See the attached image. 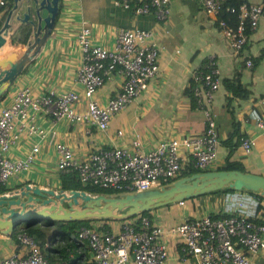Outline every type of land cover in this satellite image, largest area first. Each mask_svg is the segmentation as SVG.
Returning <instances> with one entry per match:
<instances>
[{"label": "built area", "instance_id": "1", "mask_svg": "<svg viewBox=\"0 0 264 264\" xmlns=\"http://www.w3.org/2000/svg\"><path fill=\"white\" fill-rule=\"evenodd\" d=\"M116 7L132 10L136 16L153 15L160 22L171 18L172 0H112ZM0 0V20L11 7ZM210 16L221 15L225 0H200ZM232 20L220 19L222 35L228 40L235 57L240 58L252 30L256 29L264 7L250 0H241L229 6ZM75 41L81 48L82 65L71 85L63 90H46L35 93L31 86L19 85L8 105L0 106V194L12 179L30 167L40 152L35 143L30 153L15 157L13 148L25 122L36 115L50 116L54 122L67 119L82 123L88 134H108L113 119L135 102L160 76V47L154 30L141 28L119 29L115 43L97 44L92 29L84 27ZM252 67L253 61L246 60ZM219 61L210 56L206 66L192 73L191 92L198 108L205 114V129L196 135L165 138L154 147L144 148L136 137L128 147L121 145L95 146L87 154L77 155L73 148L59 142L57 169L60 172L76 171L84 187L112 191L113 194L141 192L167 185L192 167L198 172L217 170L221 137L217 116L213 112L216 92L221 86ZM114 75L122 78L117 94L103 103L96 93ZM264 131V118L258 119ZM30 133L44 137L42 129ZM116 138L124 139V129L117 130ZM255 138H241V148L251 154ZM187 201L178 204L186 206ZM180 244L182 252L198 264H252L264 252V219H251L242 203L226 215L214 218L209 215L186 218L178 224L164 227L148 215L118 229L101 231L83 227L78 239L92 253V264H165L169 258V239ZM16 242L21 252L0 255V264H52L36 239L20 230Z\"/></svg>", "mask_w": 264, "mask_h": 264}, {"label": "crops", "instance_id": "2", "mask_svg": "<svg viewBox=\"0 0 264 264\" xmlns=\"http://www.w3.org/2000/svg\"><path fill=\"white\" fill-rule=\"evenodd\" d=\"M250 2L264 7V0ZM171 9L170 20L163 23L153 15L136 16L132 10L116 7L112 0H61L51 36L41 52L1 98L0 106L9 104L19 85L31 86L37 94L49 89H67L82 65L81 48L75 38L84 27L92 29V36L97 44L107 47L115 43L121 28L154 30L160 47L161 74L147 92L113 119L108 134L95 131L88 134L82 123H71L67 119L54 122L50 116L43 115L28 119L22 131H18L19 137L13 148V155L25 156L31 152L35 143H39L40 152L28 170L11 180L5 192L25 184L56 191L63 189L62 172L57 169L58 154L55 149L59 142L69 144L75 154L84 155L96 145L128 147L136 137L143 141L144 148H151L165 138L202 133L206 125L205 114L198 108L190 85L192 73L197 68L206 66L210 56L219 61L221 80L212 107L217 116L222 141L218 166L226 164V157L232 150V161L242 164L247 172L264 175V131L258 125V119L264 118V12L237 59L230 43L222 35L219 26L221 15L215 17L207 14L200 0H172ZM247 59L253 61L252 67L246 65ZM238 73L251 94L245 100L234 99L232 106L238 123V135L256 140L251 154H245L241 145L231 149L232 143L229 145L226 142L234 135L235 128L228 113L229 101L223 80L233 79ZM121 84L122 78L114 75L96 93L95 98L107 103L120 90ZM31 128L42 129L44 137L30 133ZM119 129L125 130L124 139L115 137ZM237 139L238 136L234 135L232 142ZM191 201V208L186 207V203L185 207L179 205L181 209L172 206L171 212L165 210L169 206H164L152 210L151 216L164 227H169L189 217L224 215L237 209L242 203L252 219H264V200L246 192L220 193ZM107 224L114 229L120 225L114 222ZM23 226L16 231L22 230ZM65 245L66 243L58 241L51 244L54 264H92V253L85 242L76 239V245L67 249L69 255L63 259L59 249ZM16 252H21V247L15 238L4 236L0 231V255ZM165 264L198 263L185 255L180 244L171 238L169 258ZM252 264H264V252Z\"/></svg>", "mask_w": 264, "mask_h": 264}, {"label": "water", "instance_id": "3", "mask_svg": "<svg viewBox=\"0 0 264 264\" xmlns=\"http://www.w3.org/2000/svg\"><path fill=\"white\" fill-rule=\"evenodd\" d=\"M61 0H14L0 27V98L44 48L57 22ZM264 197V175L211 170L141 192L96 194L30 184L0 194V231L10 237L22 225L54 227L88 220H126L154 209L224 189Z\"/></svg>", "mask_w": 264, "mask_h": 264}, {"label": "trees", "instance_id": "4", "mask_svg": "<svg viewBox=\"0 0 264 264\" xmlns=\"http://www.w3.org/2000/svg\"><path fill=\"white\" fill-rule=\"evenodd\" d=\"M8 1V6L12 7L14 0H7ZM241 3V0H225L224 3V9L221 13L220 19H226V20H232L235 22L234 18L227 12L226 8L229 6H237ZM3 21H0V27L2 25ZM224 87L226 89V94H227V100L229 101L227 104V109L229 116L233 122L235 132L234 135L238 136V139L233 143L232 139L234 135H232L226 142L231 145V149L238 147L241 144V135H238L239 133V128H238V123L236 122V117H235V109L234 106H232V102L234 99L238 100H245L250 97V90L245 88V85L241 82V77L240 74H236V76L233 79H224L223 80ZM1 100V98H0ZM231 155H232V150H230L228 156L226 157V164L223 166H219L217 170H241V171H246L245 168L243 167L242 164L236 161L231 160ZM198 172L197 170L193 169L192 167H188L186 170L182 172L181 177H186V176H191L194 173ZM61 179H62V188L64 190H83L89 193H96V194H113L112 191H106V190H100L97 188L93 187H84L79 179V175L76 171H66L62 172L61 174ZM249 193L252 195H255V197L259 198L260 200H264L262 196H260L258 193L251 192V191H236L233 189H224V190H219L213 193L206 194L204 196L208 195H217L220 193ZM201 196V197H204ZM198 197V198H201ZM152 212H146L141 215L135 216L128 218L126 220H110V219H105V220H96L97 224H93L94 220H88V221H75V222H67V223H59L54 227H50L47 225H38L32 223L30 226L24 225L22 227V230L28 233L29 235L33 236L36 241L44 248L46 243H49L50 245L53 244L54 242H64L66 243L65 246H62L61 249H59V252L61 255H63V259H66L69 255L67 249L70 248V246H75L76 245V239H78V232L81 228L83 227H92V228H98L101 231L104 230H112L114 229L108 226L107 223L109 222H114V223H119L120 225H117L116 229H118L122 224L124 223H132L134 220H136L138 217L148 215L150 217ZM226 215V214H224ZM212 217L218 218L222 215H216V214H211ZM251 218V217H250ZM252 219V218H251ZM101 223V224H98ZM98 225V226H95ZM53 229V231H52ZM16 234L17 231L13 234V238L16 240ZM44 253L46 256L49 258L52 264H54V260L51 257V248H44Z\"/></svg>", "mask_w": 264, "mask_h": 264}, {"label": "rangeland", "instance_id": "5", "mask_svg": "<svg viewBox=\"0 0 264 264\" xmlns=\"http://www.w3.org/2000/svg\"><path fill=\"white\" fill-rule=\"evenodd\" d=\"M4 20H5V17H4V19H2V20H0V21H3L4 22ZM3 24V23H2ZM124 112V111H123ZM214 198V197H213ZM192 200V199H191ZM191 200H186L187 201V206L186 207H188V208H191L192 207V201ZM219 204H221V203H219ZM166 206H169V207H167V208H165V210H169V211H171L172 212V210L170 209L172 206H175V207H177V208H180L181 209V207L179 206V204H178V202L177 203H173V204H170V205H166ZM164 207V206H163ZM185 207V206H184ZM213 207H216V205H213ZM161 208V207H160ZM177 212V211H176ZM93 224H97L96 223V220H94V222H93ZM98 224H101V223H98ZM95 226H98V225H95Z\"/></svg>", "mask_w": 264, "mask_h": 264}]
</instances>
